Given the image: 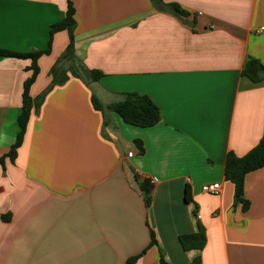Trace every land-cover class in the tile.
Masks as SVG:
<instances>
[{"label": "crops", "instance_id": "1", "mask_svg": "<svg viewBox=\"0 0 264 264\" xmlns=\"http://www.w3.org/2000/svg\"><path fill=\"white\" fill-rule=\"evenodd\" d=\"M164 1L187 15L151 0H73L75 56L64 57L68 32L55 33L14 159L32 59L0 56V264H264V167L246 175L248 209L225 177L228 153L264 136V79L243 74L248 59L264 63V0ZM67 10L68 0H0V48L48 49ZM54 66L58 82L70 78L51 88ZM125 92L149 96L160 122L132 125L109 109ZM212 182L219 193L202 190ZM199 226L205 247L185 249L180 236Z\"/></svg>", "mask_w": 264, "mask_h": 264}, {"label": "trees", "instance_id": "2", "mask_svg": "<svg viewBox=\"0 0 264 264\" xmlns=\"http://www.w3.org/2000/svg\"><path fill=\"white\" fill-rule=\"evenodd\" d=\"M154 6L160 11L169 10L177 15L185 16L187 11L176 2H166L164 0H151ZM76 9L73 0H68V10L64 18L59 22L52 25L50 33L51 40L49 47L46 50L36 52H15L8 49L0 48V56L17 57V58H31L32 65L30 69L33 71L30 78L25 81L24 94H23V111L20 116L21 132L18 140L9 152V156L14 159L17 154V149L21 145L23 134L25 133L26 126L32 115V112L38 110L40 107V100L34 99L30 96V87L39 74L38 59L44 54H50L53 35L60 31H67L69 35V43L64 57L73 58L75 56V30L77 27ZM71 75L80 77V74L75 70H70ZM54 82L51 86L54 87L58 83H63L70 78L68 73L63 74V78L58 82L57 77L62 76L59 74V69L54 66L52 69ZM243 74L250 77L253 81L259 82L264 79V63L257 58H250L245 63ZM88 77L92 81H98L103 73L99 70H89ZM94 108L96 110H103V105L96 96L92 98ZM109 109L118 113L125 122L140 127H152L158 124L161 120L160 108L158 105L147 95L138 92H125L123 98L108 106ZM138 145L140 152L145 151L143 143L140 140L135 141ZM264 167V136L260 139L259 143L253 147L247 154L239 156L233 151H230L226 158L225 164V177L235 185V193L240 201H243L244 209L249 208V201L244 199V188L246 175L252 171H256ZM153 185L150 180H145L141 183V190L145 195L146 204L150 205L152 197L151 192ZM186 200L191 201L190 187L186 188ZM4 221H9L11 216L4 214L2 216ZM152 244H156L155 233L152 232ZM181 243L185 249H202L205 247L207 238L205 229L199 226L198 232L182 234L180 236ZM138 256L130 258L126 264H135ZM161 264H168L161 259ZM190 264H201V258H195Z\"/></svg>", "mask_w": 264, "mask_h": 264}, {"label": "built area", "instance_id": "3", "mask_svg": "<svg viewBox=\"0 0 264 264\" xmlns=\"http://www.w3.org/2000/svg\"><path fill=\"white\" fill-rule=\"evenodd\" d=\"M129 156H133V152H129ZM150 183L153 185L155 179L150 177ZM202 190L206 193L217 194L221 190V184L219 182L207 183L202 186Z\"/></svg>", "mask_w": 264, "mask_h": 264}]
</instances>
